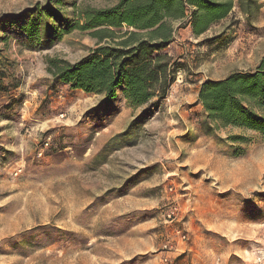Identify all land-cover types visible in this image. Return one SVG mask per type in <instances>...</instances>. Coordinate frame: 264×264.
<instances>
[{"label":"rangeland","instance_id":"374dc122","mask_svg":"<svg viewBox=\"0 0 264 264\" xmlns=\"http://www.w3.org/2000/svg\"><path fill=\"white\" fill-rule=\"evenodd\" d=\"M117 1L0 0V264H251L264 246V138L208 130L198 91L259 64L264 0L251 14L236 1L200 36L175 22V79L138 107L46 71L93 49L67 29Z\"/></svg>","mask_w":264,"mask_h":264},{"label":"trees","instance_id":"16d2710c","mask_svg":"<svg viewBox=\"0 0 264 264\" xmlns=\"http://www.w3.org/2000/svg\"><path fill=\"white\" fill-rule=\"evenodd\" d=\"M236 1L246 14L257 8L254 0H118L110 8H86L67 31H87L95 47L73 63L48 58L46 71L60 84L86 94L106 100L121 94L133 107L163 100L175 79L167 51L174 23L185 22L200 36L227 18ZM198 102L208 130L211 125L233 127L264 138V56L253 70L204 81Z\"/></svg>","mask_w":264,"mask_h":264},{"label":"built area","instance_id":"2783aa9c","mask_svg":"<svg viewBox=\"0 0 264 264\" xmlns=\"http://www.w3.org/2000/svg\"><path fill=\"white\" fill-rule=\"evenodd\" d=\"M173 213H170L167 217L170 218V216ZM182 241L186 239L185 235L182 236ZM251 264H264V246L263 247H258L255 251L254 254L252 255L251 258Z\"/></svg>","mask_w":264,"mask_h":264},{"label":"crops","instance_id":"0c3cea01","mask_svg":"<svg viewBox=\"0 0 264 264\" xmlns=\"http://www.w3.org/2000/svg\"><path fill=\"white\" fill-rule=\"evenodd\" d=\"M213 264H217V263H213Z\"/></svg>","mask_w":264,"mask_h":264}]
</instances>
